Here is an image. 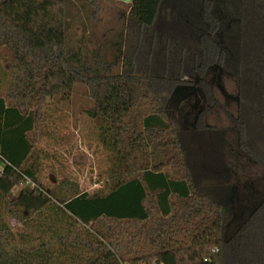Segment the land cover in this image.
I'll return each mask as SVG.
<instances>
[{
  "label": "trees",
  "instance_id": "obj_1",
  "mask_svg": "<svg viewBox=\"0 0 264 264\" xmlns=\"http://www.w3.org/2000/svg\"><path fill=\"white\" fill-rule=\"evenodd\" d=\"M163 1L129 0L119 71L85 75L67 44L63 0H0V264H264V164L241 186L237 179L202 184L164 107L173 77L193 64L190 49H197V63L209 49L202 29L185 21H204V0L173 15L175 31H158ZM250 11L248 2L231 11L235 33L226 57L240 68L247 100L262 95L264 106V21ZM80 84L90 101L86 115L112 162L109 182L92 194L69 180L45 186L40 178L50 105L71 101ZM255 103L238 118V150L264 163V115ZM213 165V179L224 180ZM235 183L238 200L227 204L219 190ZM230 205L239 212L232 215ZM2 216L19 228L12 231Z\"/></svg>",
  "mask_w": 264,
  "mask_h": 264
},
{
  "label": "rangeland",
  "instance_id": "obj_2",
  "mask_svg": "<svg viewBox=\"0 0 264 264\" xmlns=\"http://www.w3.org/2000/svg\"><path fill=\"white\" fill-rule=\"evenodd\" d=\"M93 1L97 6L94 12L85 0H63L65 13L70 21L67 44L78 52L83 74L90 75L94 69H97L99 74H114L119 71L129 0ZM171 2L164 0L160 7L159 15L154 22V27L158 31L165 29L168 20L174 21L169 13ZM176 48L175 45L174 50ZM230 66L227 63L224 68L225 73L219 78L218 84L221 87L214 85L211 90L220 103L212 105L207 109L206 115L199 119H193L192 110L186 108V100L178 103L173 102V99L170 100V92L164 103L167 115L179 130L181 138L187 142L188 153L193 161V172L202 184L224 186L228 184L226 180L237 179L238 185L241 186L247 176L256 178L258 174L263 173L264 163L261 159L258 157H253L255 160L250 159L251 157L247 159L245 154L239 153L238 145H243L241 140L244 132L241 134L236 132L237 124L241 122L238 118L246 109L253 106L251 103L256 102L255 110L263 117L262 95L258 97V102L254 101L257 97L255 93H252L253 96L247 100L241 81L243 78L239 73L230 71L235 70V67ZM83 88L81 84L75 86L71 101L54 102L50 105L51 115L45 128L46 135L39 143L42 160L40 178L45 186L61 184L69 180L77 183L81 190L92 194L100 191L102 186L109 182L108 172L112 162L99 142L94 122L86 115L90 101L84 96ZM222 92L227 98L221 94ZM249 135L252 140L259 138L258 134ZM229 144L232 145V152L229 150ZM221 147L223 154L215 153L216 148ZM214 163L218 164L216 169L219 168L228 175L224 176L225 181L213 179L216 172L213 169L216 166L213 165ZM202 164L208 165L210 169L205 172ZM237 183L232 185L229 192L227 186L219 190V195L221 191L224 193L221 198L225 197L223 199L225 203L233 205L234 199L238 200L237 187L239 189L240 187ZM22 186L23 184L20 183L13 187L12 197ZM230 208L232 215L239 212L237 206ZM2 220L7 221L14 232L20 226L14 218L2 216Z\"/></svg>",
  "mask_w": 264,
  "mask_h": 264
},
{
  "label": "flooded vegetation",
  "instance_id": "obj_3",
  "mask_svg": "<svg viewBox=\"0 0 264 264\" xmlns=\"http://www.w3.org/2000/svg\"><path fill=\"white\" fill-rule=\"evenodd\" d=\"M171 1L169 13L173 18V15L177 11L180 10L179 13L181 14V12H183L182 8H184L187 3L191 4L193 0ZM244 2H248L251 6L250 12L255 19L260 18L261 21H264V0H204L202 7V11L205 15L204 21H189L187 19L188 17L185 20L189 28L202 29L204 35L201 36V39L203 41H210L209 44L212 45L211 48L208 44L209 49L204 47L206 52L200 51L199 54L201 58H199V63H197L195 56H193L195 53L193 51L197 49L195 47L190 49V54H192L190 58L193 64L191 63V68L183 73L182 76L179 77L177 75L173 77L175 82L170 89V100L173 99V102L176 103L186 100V108L192 110V117L194 120L199 119L204 116V114L206 115L207 109L212 107V105L220 103L217 102L216 97L211 93L212 87L214 85L219 88L221 87L218 81L220 76L225 73L224 68L227 63L230 62L232 64L230 67L237 66V64L235 65L236 61L233 63L230 57H226V52L230 51L226 42L231 41L235 33L231 29V25L235 19V15H233L231 11H235V9L238 6H242ZM177 25H179L178 22L168 20L164 28H170L175 31ZM195 38L198 37L195 36ZM201 59L203 61H211V63L205 64L201 62ZM239 70L240 68L238 66L235 70L233 69L230 71H235V73L238 74ZM221 94L227 98L226 94L223 92Z\"/></svg>",
  "mask_w": 264,
  "mask_h": 264
},
{
  "label": "built area",
  "instance_id": "obj_4",
  "mask_svg": "<svg viewBox=\"0 0 264 264\" xmlns=\"http://www.w3.org/2000/svg\"><path fill=\"white\" fill-rule=\"evenodd\" d=\"M121 264H123V263H121ZM124 264H127V263H124Z\"/></svg>",
  "mask_w": 264,
  "mask_h": 264
},
{
  "label": "water",
  "instance_id": "obj_5",
  "mask_svg": "<svg viewBox=\"0 0 264 264\" xmlns=\"http://www.w3.org/2000/svg\"><path fill=\"white\" fill-rule=\"evenodd\" d=\"M128 1V0H127Z\"/></svg>",
  "mask_w": 264,
  "mask_h": 264
}]
</instances>
